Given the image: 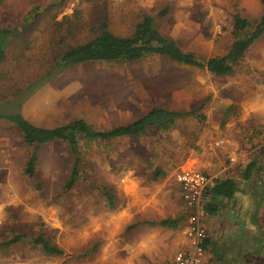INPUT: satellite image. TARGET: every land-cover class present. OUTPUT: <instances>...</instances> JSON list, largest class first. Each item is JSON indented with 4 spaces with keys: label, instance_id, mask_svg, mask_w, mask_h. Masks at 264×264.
I'll list each match as a JSON object with an SVG mask.
<instances>
[{
    "label": "rangeland",
    "instance_id": "1",
    "mask_svg": "<svg viewBox=\"0 0 264 264\" xmlns=\"http://www.w3.org/2000/svg\"><path fill=\"white\" fill-rule=\"evenodd\" d=\"M31 11L38 14L27 20ZM263 11L259 0H0V26L14 28L0 64V103L26 95L22 113L32 123L54 127L81 117L110 129L155 107L196 111L167 130L80 142L81 176L69 189L72 152L65 142L42 144L29 177L31 147L16 126L0 122V242L43 236L62 250L48 254L20 241L0 246V264H172L187 244L173 180L184 165L238 180L234 198L218 200L215 214L203 218L210 236L204 264L247 258L264 264V34L227 75L161 55L52 71L54 59L93 37L104 19L126 36L151 15L162 34L207 59L227 52L235 13L252 22ZM32 83L37 87L28 89ZM241 149H247L244 159ZM253 160L257 166L246 180L244 168ZM101 187L115 195L112 208ZM165 218L179 226L160 225Z\"/></svg>",
    "mask_w": 264,
    "mask_h": 264
},
{
    "label": "trees",
    "instance_id": "2",
    "mask_svg": "<svg viewBox=\"0 0 264 264\" xmlns=\"http://www.w3.org/2000/svg\"><path fill=\"white\" fill-rule=\"evenodd\" d=\"M259 1L264 9V0ZM166 10L159 11L158 15H164L167 12ZM37 14V12L31 11L27 16V20ZM233 26L234 39L227 52L223 55L201 59L193 53L184 51L174 39L162 34L156 27L154 17L151 15H144L137 22L132 33L126 36L113 33L109 29L107 20L104 19L99 23L97 33L93 37L82 43L70 46L61 55L57 56L54 59L52 71L60 73L71 66L93 61H134L150 55H161L168 57L171 61L178 64L206 69L215 75H227L242 60L248 47L264 34V11L257 20L252 22L239 13H235L233 16ZM13 31L14 28L8 31V29L0 26V64L5 57V39ZM35 87H37V83L27 88L32 90ZM25 97L26 95L17 96L13 100L14 102H8L6 104V111L0 109V120L16 126L21 133L23 141L31 147L32 151L24 168V173L29 177L34 174L37 161L36 152L42 144L49 141L61 140L68 145L72 152V163L69 177L64 185L66 189L71 188L81 176L79 166L81 163L79 153L80 142L90 143L96 140H110L124 136H140L150 128L167 130L172 127L176 120L195 115L196 113L194 110L180 111L155 107L129 123L110 129H96L81 117L74 118L58 126L44 127L32 123L21 113L20 107ZM262 151H264V148ZM256 166L255 160L249 162L244 168V178H249ZM236 189L237 184L233 178H217L215 184L206 191L203 197L206 212L214 214L218 209V202H205L206 195L216 199L231 198L235 194ZM101 191L108 206L112 208L114 206L115 195L106 187H101ZM181 219H183V226H185L186 215L184 211L181 213ZM159 224L175 228L179 226V220L165 218L161 219ZM20 241L38 244L48 254L62 253L60 248L52 245L43 236L29 238L18 234L7 241L0 242V246ZM209 243L210 236L207 234L203 244L205 251L210 245Z\"/></svg>",
    "mask_w": 264,
    "mask_h": 264
},
{
    "label": "built area",
    "instance_id": "3",
    "mask_svg": "<svg viewBox=\"0 0 264 264\" xmlns=\"http://www.w3.org/2000/svg\"><path fill=\"white\" fill-rule=\"evenodd\" d=\"M217 178V175L194 169H178L173 173V179L179 185L186 215L184 235L187 244L174 253L172 264H203L205 255L203 244L207 235L203 224V218L207 213L203 197Z\"/></svg>",
    "mask_w": 264,
    "mask_h": 264
},
{
    "label": "crops",
    "instance_id": "4",
    "mask_svg": "<svg viewBox=\"0 0 264 264\" xmlns=\"http://www.w3.org/2000/svg\"><path fill=\"white\" fill-rule=\"evenodd\" d=\"M9 35V34H8ZM8 35H7V37H6V39H5V42H6V40L8 39ZM8 41V40H7ZM22 96H24V95H22ZM15 99V98H14ZM14 99H12V100H6L5 102H1L0 103V109L2 110V111H4V109H5V111L7 110V107H6V104L8 103V102H14L13 100ZM25 99V98H24ZM24 99L22 100V103H23V101H24ZM20 111H21V113H22V104H21V107H20ZM23 114V113H22ZM0 122H4V123H8V122H6V121H4V120H0ZM217 144H219L218 142H217ZM244 152V153H243ZM240 153H242V154H240ZM240 153H238V154H240L239 155V157H241L242 159H244L245 157H246V154H247V149L245 150V149H241V151H240ZM237 155V154H236ZM240 158V159H241ZM229 159H230V161H231V164L232 163H234L235 161H236V156H232V155H230L229 156ZM178 169H194V170H196L197 168H195V167H191V166H186V165H184V166H181V167H178V168H176L174 171H173V173L176 171V170H178ZM198 170H201V169H198ZM220 172V171H219ZM207 173V172H206ZM207 174H210V173H207ZM211 175H214V174H211ZM226 176V175H225ZM224 176V178H233V177H229V176H227V177H225ZM250 178V177H249ZM249 178H246V180L247 179H249ZM234 180H235V182H236V184H238V180H237V178H233ZM174 180V179H173ZM238 193V190L236 189L235 190V194H237ZM235 194L231 197V198H221V199H232V198H234V196H235ZM211 201H213V200H215V201H217L218 202V200H221V199H216V198H213V197H211ZM182 200V199H181ZM209 201V200H208ZM252 207V206H251ZM253 208H257V205L255 204L254 206H253ZM255 211L257 210V209H254ZM256 213H257V211H256ZM215 214V213H214ZM262 215H260L259 216V214H257V216H256V218H253V217H251V218H253V219H251L252 220V222L253 223H256L255 225H257L259 222L258 221H260L259 219V217H261ZM247 219H249V217H247ZM185 237V236H184ZM185 239H186V237H185ZM186 242H187V240H186ZM205 254H206V251H205ZM247 258V257H246ZM247 260H249L248 258L245 260V263H243V264H248V261ZM204 261H205V257H204ZM204 261H203V264H204ZM239 264H242V262L241 263H239Z\"/></svg>",
    "mask_w": 264,
    "mask_h": 264
}]
</instances>
